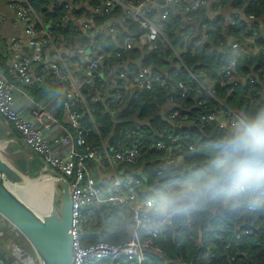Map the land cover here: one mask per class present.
<instances>
[{
    "label": "trees",
    "instance_id": "obj_1",
    "mask_svg": "<svg viewBox=\"0 0 264 264\" xmlns=\"http://www.w3.org/2000/svg\"><path fill=\"white\" fill-rule=\"evenodd\" d=\"M93 1L99 5L105 2ZM165 1L161 0L157 4L164 5ZM218 3H231L237 10L244 7L240 11L247 18L253 17L254 21L264 17V0H218ZM168 13L164 37L146 47L144 62L142 60L145 68L152 67L153 76L162 79L163 86L157 83L147 90L134 91L120 107L110 106L107 109L100 102H90L92 93L104 92L105 79L114 72L119 74L124 70L112 67L114 62L128 61L133 64L139 57L136 50L125 53L117 48L112 60L109 59L107 64V59L104 61L98 74L100 81L95 82V90L88 87L83 90L89 108L101 126L100 137L97 138L90 131L85 144L95 148L104 141L115 151L140 149L138 162L120 169L125 170L126 174L139 173L136 175L140 180L139 194L145 199L160 201L154 210L157 217H161L163 211L172 216L163 238H144L150 247L145 253V264H264V232L260 235L264 225V202L256 204L254 210L247 212L248 219L243 224L253 227L255 235L235 241L243 225L232 220L238 209H243L245 205L234 207L235 199H239L235 187L250 185L257 191L264 190V163L258 167L245 166L241 163L245 159L244 154L237 146V141L244 137L250 127L264 125V91L252 79V76L254 78L257 75L261 81L264 80V42H256V48L250 47L253 50L250 53L239 54L235 68L237 82L224 81L221 84L220 74L234 57L232 51L220 49L217 45L218 42L225 45L221 30L214 27L208 31L206 36L211 46L200 48L195 40L189 41L186 33L179 31L178 18ZM207 15L208 12L203 10L193 17L195 21L206 24ZM109 18L128 19L124 22L126 30L114 26L117 31L115 42H134L145 33L138 22L129 20V13L121 6H114L111 13L99 22L103 23ZM229 35H233L239 43L241 35L244 40L249 38L245 28L232 31ZM214 49L218 52H214ZM176 53H180L181 60L178 57L176 59ZM132 68L136 69L134 65ZM193 78L200 80L201 85L211 83L213 97L225 102L226 108L236 112L244 125L227 131L215 124H202L201 118L210 112H218L219 107L218 103L202 96V89ZM55 82L58 88L59 83L57 80ZM48 83L52 82L48 80ZM179 84L187 87L186 92L178 89ZM162 109L165 110L164 115L160 116L158 112ZM73 111L81 115L83 123H88L82 105H74ZM168 111H174L177 116L169 119ZM89 130L86 128L84 131ZM159 141L165 143L166 149L163 152L154 149ZM1 144L0 151L3 149ZM171 147L179 148L180 152L176 156L173 154V158H181L180 165L158 174L159 166L165 165L164 162L169 158L168 150ZM189 148L194 151H188ZM18 167L21 169L23 166L20 164ZM197 197L195 202L190 200ZM249 199L245 194L244 203ZM86 213L88 215L81 235L84 247L97 243L121 246L128 241L127 228L132 219L124 209L111 206L88 207ZM218 226L223 227L224 231H219ZM5 233L12 236V241L18 245L25 246L21 238ZM155 249L160 250V253ZM26 251L32 256L29 248ZM206 252L209 256L204 257ZM101 264L133 263L104 261Z\"/></svg>",
    "mask_w": 264,
    "mask_h": 264
},
{
    "label": "built area",
    "instance_id": "obj_2",
    "mask_svg": "<svg viewBox=\"0 0 264 264\" xmlns=\"http://www.w3.org/2000/svg\"><path fill=\"white\" fill-rule=\"evenodd\" d=\"M61 1V0H60ZM10 6L15 10L17 18L24 24V33L29 37L28 46L31 48V54H24L19 48V43L14 42L11 45L13 51L12 56V70L16 81L20 86H32L34 84H43L46 77H52L59 83V91L63 94V108L66 114V122L69 130L60 136V144L65 149H69L67 156L57 157L54 154L53 148L50 143L45 139L46 132H55L59 129L58 123L53 120L45 112H32L29 114L28 119H24L15 110V95L23 93L22 89L11 85L5 78L0 69V117L7 122H10L17 129L25 144L34 152V154L44 162V164L56 171L63 178L67 179L70 189L71 206H72V247H73V264H99L104 261L113 263H126L145 264L146 251L149 250V244L144 241L147 239H160L163 238L166 227L172 220V216L165 213L161 217L154 214L155 208L160 205V201L155 199H144L138 193L140 188V180L138 178L123 181L120 178V168L126 165H132L140 159V149H123L113 150L104 142L101 141L99 147L91 148L85 144V139L88 138L89 132H93L100 137L101 126L97 123L94 112L89 108L88 98L83 94L84 88L88 87L95 90L96 80L100 81L98 74L103 66L104 61L106 64L110 59L103 54H98L96 57L89 56L84 52H78L81 57V64L78 67L77 74H72L68 69L62 70L58 66L43 63L40 56L41 47L44 45V40H36V35L40 34V28L43 25L37 13L27 0H8ZM183 0H166L164 6L172 5L174 10L184 16H194L202 9L211 8L215 6L212 12L214 17H218L220 7L218 0H213L210 4L207 0H193L188 5H182ZM156 3L153 0H105L104 13L109 15L114 6H121L124 10L128 11L132 16L133 22H138L140 26L147 29L149 33L146 35L145 40H142V49L151 46L158 38L162 37V27L166 24V19L169 17V11H164L161 24H157V28L150 26V22L146 19L148 13L147 6ZM217 7V9H216ZM216 9V10H215ZM253 17H245L241 12L238 19L231 20L228 24L231 27H236L238 23L253 22ZM205 29V27H203ZM46 34L45 31L41 35ZM254 36H250L246 40L249 46L256 48L257 43L254 42ZM48 39L50 37L48 36ZM54 50L56 47L53 43ZM197 45V43H196ZM132 47L127 44L126 51H130ZM232 49L236 51L232 61L228 63L226 70L223 71L221 76V84L224 81L231 82L238 80L236 73L237 59L240 57L241 52L244 50L239 49L237 43H232ZM132 51V50H131ZM253 51L252 48L246 52ZM180 60V56H177ZM33 63L43 65L44 74L39 77L32 78L29 72ZM128 74L119 73L115 90L110 92L111 99L103 104L104 92L97 91L92 93L91 102H100L105 108L110 106L120 107L124 105L128 96L133 91L147 90L154 84H161L163 81L157 76L147 75L145 72L136 74V76L128 80ZM194 81L201 87L202 96L210 98L215 103H218L219 111L210 112L201 118L200 122L207 126L217 125L221 129L232 131L239 125H244L240 116L226 108L225 102L216 100L213 97L211 83L201 85L200 80L193 78ZM247 81L249 79H246ZM252 79H250V82ZM235 82V83H236ZM105 83V82H104ZM105 86H107L105 84ZM179 90L186 92L187 87L179 84ZM264 90V88H263ZM86 97V98H85ZM83 106V115L88 123H83L81 115L73 111L74 105ZM177 113H171V118H175ZM36 124L39 125L36 126ZM89 128V131H84ZM169 138V137H168ZM87 142V141H86ZM175 144V140L173 141ZM156 151H164L166 149L165 143L159 141L155 144ZM188 151L193 152V148ZM169 158L165 161L160 169V173L168 172L169 168H177L180 165L181 158H173V154L180 152L178 147H171L168 150ZM90 163L95 165L101 170V176H109L111 179V186L104 189L98 186L90 172ZM238 192L241 195L245 193L251 194L253 191L250 186H242ZM264 192L254 193L250 201L249 210H254L256 204L263 202ZM111 206L119 209H124L132 221L129 226L128 236L129 239L121 246H109L104 243H97L84 247L82 244V228L86 220V210L88 207H102ZM190 227V223L188 225ZM14 236H18L17 232L10 228ZM254 230H244L241 234L235 236V241H239L244 237L253 236ZM6 249L16 251L13 241L10 240ZM160 253V250H156ZM205 256H209L206 252ZM193 264V263H187Z\"/></svg>",
    "mask_w": 264,
    "mask_h": 264
},
{
    "label": "crops",
    "instance_id": "obj_3",
    "mask_svg": "<svg viewBox=\"0 0 264 264\" xmlns=\"http://www.w3.org/2000/svg\"><path fill=\"white\" fill-rule=\"evenodd\" d=\"M27 1L37 13V16L40 19V23L43 25V28H40V34L36 35V40L45 41L44 45L41 47L40 50V56L43 63L58 66L62 70L68 69L72 74L76 75L78 67L81 64V57L79 56L78 52L82 51L92 57H96L98 54H103L104 56H107L112 60L117 48L119 50L124 51L125 53L129 52L125 50L126 45L129 44L132 47V51L136 50L139 52L138 59L133 62V64L128 61H126V63H121L116 60L118 62H114L112 64V67H114L115 69H124L120 73L128 74V80H131L136 76L135 71L139 73L145 72L147 74L148 70L152 68H145L142 63V60L144 62V58L146 56V53L144 51L147 50L146 47L138 49L139 47L143 46L141 42L142 40H145V37L149 33V31L140 26V28H142L145 33L139 36L136 40H134V42L128 41L124 44L120 42H115L117 31L114 29V26H118L120 27V29L126 30L124 22L128 19L109 18L107 21L100 23L99 21H102V18L106 15L103 11L104 5L95 4L93 0H32V2H29V0ZM153 1L156 3V5H148V13L146 14V19L148 20V22H150V26H154L157 28V24H161L164 21L162 19L163 12L165 10L169 11L174 16H176V18H178L179 31L186 33V37H188L189 41H191L192 39L195 40L197 46H199L200 48H202L203 46H211L209 38H207L206 35L208 31H211V29L214 27H217L221 30L225 42V45L221 44L220 42H218L217 45L220 47V49L223 48L227 51H232L234 56L236 51L232 49V43H237L239 45V49L244 50L245 52L252 46H249L248 41L246 39L244 40L243 35H241V42L239 43L238 40L234 39L233 35H229L232 31L241 30L245 28L248 35H255V37H253L254 42H264V17H262L261 19L259 18L258 20L253 22H244L242 24L238 23V25L234 28L228 24L231 20L238 19L241 16L240 10H243L244 7L240 10H237L236 8L232 7L231 3H228L226 5L219 4V16L214 17L212 15L213 13L211 12L212 7L214 6H212L211 8H209L210 6H208V8H204L201 10H205L208 12V15L205 16L207 18V21L206 24H204L202 22L195 21V16H191L190 18L188 16L186 17L183 14L178 13L176 10H174L172 5L167 6L166 4V7L164 5H158L157 3L161 0ZM192 1L193 0H183V2L185 3L184 5H188ZM207 1L211 4L213 0ZM129 20H132V16H130V14ZM165 26L166 24L161 29V33L163 34V36L158 38L157 41L164 37ZM203 27H205V29ZM24 28V24L17 18L16 12L10 6L8 0H0V69L3 72L6 80L11 85L19 87L23 91V93H21L20 91V93L15 95V110L18 112V114L24 117V119H28L29 114H31L32 112H45L50 117H52L53 120L58 123L59 129L53 133L46 132L45 139L50 143L51 147L53 148L54 154L57 157H65L67 156L69 149L63 148L59 141L60 136L67 130H69V126L66 122V114L63 108V94L56 87L57 82H55L52 77H46L44 80L45 83L47 82L46 85L34 84L32 86H20L19 83L16 81L12 70L13 51L11 50V45L14 42L19 43V48L24 54H31V48L28 46L30 38L25 35ZM42 31H45L46 34L41 35ZM48 36L50 37V39H48ZM50 42L55 45L56 52ZM169 47V49L174 51V48L172 46ZM214 52L217 53L218 50L214 49ZM179 54H175L176 59L177 56H180ZM232 59H230L229 62H231ZM138 60H140V68H137L136 66V62H138ZM133 65L136 67L135 70H133L132 68ZM29 72L32 78L42 76L44 74L43 65L33 63L29 69ZM165 73H168V71H166ZM222 73L223 71L221 72L220 77L222 76ZM117 74L118 73L114 72L107 79H105L104 82L107 86L104 90V98L106 95V90L109 89V92L115 90L114 88L117 84L116 78L119 75ZM147 75L152 74L149 73ZM202 75L207 76V74L204 73H202ZM256 77L258 81L255 77L253 78V76L252 79L255 83L257 82V85L260 86L263 90L264 80L261 81L257 75ZM48 80H50L52 83H48ZM123 109L124 107L120 110ZM164 111V109L159 110L158 114L160 116H163ZM114 112L116 114L119 113V111ZM169 114L171 115V112H169ZM36 126L39 127L38 124H36ZM0 143L3 144V149L1 150L2 152L5 150V146L6 148L8 147L10 149V151H8L7 156L13 162H16L12 165L24 175H27L30 178L39 179L46 178V172L48 170L54 171L51 168L47 167L44 162L40 160V158L37 157L34 152L25 144L21 135L14 127V125L10 122L5 121L1 117ZM36 159H39L42 164H44L43 168L39 167L36 164ZM20 164L23 166L21 169L18 167ZM89 168L92 177L98 186L104 189H108L111 186V179L109 178V176L102 177L101 170L91 163ZM124 171L125 170L122 171L120 169V178L123 181L135 179L137 178L136 175H139L138 172H131L129 174H126L124 173ZM128 230L129 226L127 228V231ZM5 232H9L11 234L10 227L6 225L4 221L0 218V242L3 244L6 242L8 243L10 240H12V236L5 235ZM15 243L17 244V242ZM2 246L3 245H1V247ZM18 246L20 249L24 250L27 253L26 249L29 248V246L26 243L25 246H23L22 244L21 246ZM18 250L19 249L16 247V251ZM16 258H18V256H16Z\"/></svg>",
    "mask_w": 264,
    "mask_h": 264
},
{
    "label": "water",
    "instance_id": "obj_4",
    "mask_svg": "<svg viewBox=\"0 0 264 264\" xmlns=\"http://www.w3.org/2000/svg\"><path fill=\"white\" fill-rule=\"evenodd\" d=\"M139 65L140 60L136 62L138 68ZM105 94L103 104L111 99L109 89ZM35 162L43 168L39 159ZM46 174L44 179L49 182L51 192L44 206L45 202L34 194L40 183L32 190L29 185V181L38 179L24 175L0 153V218L29 246L37 264H73L69 184L54 171L48 170ZM0 264H15L1 248Z\"/></svg>",
    "mask_w": 264,
    "mask_h": 264
},
{
    "label": "rangeland",
    "instance_id": "obj_5",
    "mask_svg": "<svg viewBox=\"0 0 264 264\" xmlns=\"http://www.w3.org/2000/svg\"><path fill=\"white\" fill-rule=\"evenodd\" d=\"M255 84H257V82ZM8 151H10V149L8 147L6 148V146H5V150L3 152L0 151V153L2 154V156L4 157V159H6L9 163L13 164L14 162L7 156ZM31 179H35V178H31ZM65 180L67 181V179H65ZM34 183L37 184L36 182H34ZM40 184L43 187H45V188H50V185H49V182L47 181V179L41 180L40 181ZM29 185H31V184H29ZM39 186L40 185H38L36 187L37 191L34 194L36 196H38L41 201H44L45 202L44 206H46V202H47L46 200L48 198V195H46L47 194L46 193V190L45 191H42V193L39 192V190H38V187ZM254 192L255 191H252L251 194H249V196H253L254 195ZM259 198L260 199H263L264 196L263 197H259ZM197 199H198V197L195 198V199H190V200H193L195 202ZM263 202H260V203H263ZM243 204H245L244 207H243V209L242 208H239L237 214L232 217V220L236 221L237 223H239L241 225H243L246 222V220L248 219L247 212L249 211L248 208L250 207V203L249 202L243 203V200H241V199H238V202H237V199H235L234 207H239V206H242ZM162 214H163V212H162ZM217 229L219 231H224L223 227H220V226H218ZM244 230H253V227H250V226L249 227H246V226L243 225L241 231L243 232ZM263 232H264V225H262V227H261L260 235ZM16 238H19V237L17 236ZM199 243H200V241L197 242V244H198L197 246H199ZM0 244L3 245L2 247L0 245V248L4 251V253L6 254V256H8L11 260H13L16 264H35V262L37 264V261H36V258L34 256V254L31 252L32 253V256H33V257H31L24 250L20 249L19 246L15 242H13V244H14L15 247H17L19 249L18 251H11L10 249H6L5 246H6L7 242L4 243V244L0 242ZM16 256H18V258H16Z\"/></svg>",
    "mask_w": 264,
    "mask_h": 264
},
{
    "label": "clouds",
    "instance_id": "obj_6",
    "mask_svg": "<svg viewBox=\"0 0 264 264\" xmlns=\"http://www.w3.org/2000/svg\"><path fill=\"white\" fill-rule=\"evenodd\" d=\"M170 112L172 113L173 111H170ZM167 116L169 119H171V115L169 113L167 114ZM237 146L241 149V151L244 154L245 159L241 163H243L245 166L247 167L257 166L258 167L260 164L264 163V125L250 127L247 130L244 137H242L239 141H237ZM161 167L162 166H159L158 168V174L161 172L160 171ZM242 186H250V185H241V186L235 187V192L238 198L243 200V203H244V195L247 193H245L244 195H241L238 193L240 191L239 190L240 187ZM250 187L252 188L253 191H255L254 193L264 192V190L257 191L256 189H253L252 186ZM247 195L249 196V194ZM249 198L250 199L248 202L250 203L252 196H249ZM169 224H171V222ZM11 234L13 235L12 232Z\"/></svg>",
    "mask_w": 264,
    "mask_h": 264
},
{
    "label": "bare ground",
    "instance_id": "obj_7",
    "mask_svg": "<svg viewBox=\"0 0 264 264\" xmlns=\"http://www.w3.org/2000/svg\"><path fill=\"white\" fill-rule=\"evenodd\" d=\"M41 180H44V178H41V179H38V180H36V181H29V184H31L30 185V187H31V190L32 189H34L35 187H36V185L38 184V183H40V181ZM34 182H36L37 184H35ZM41 185V184H40ZM25 190H29L28 188H26ZM38 190H39V192H41L42 193V191H45L46 190V195H50V192H51V188H45V187H38Z\"/></svg>",
    "mask_w": 264,
    "mask_h": 264
}]
</instances>
